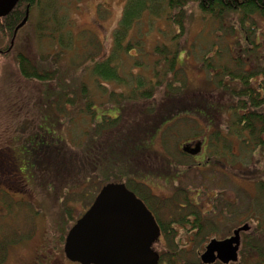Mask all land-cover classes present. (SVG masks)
I'll return each mask as SVG.
<instances>
[{
  "label": "trees",
  "instance_id": "obj_1",
  "mask_svg": "<svg viewBox=\"0 0 264 264\" xmlns=\"http://www.w3.org/2000/svg\"><path fill=\"white\" fill-rule=\"evenodd\" d=\"M193 5L208 21L218 24L220 33L216 36H221L223 48H213L212 52L218 57L225 50L231 53V62L228 63H218L215 55L205 54L200 59V67L207 80L214 83L213 92L218 93V97L199 92H189L190 95L184 97L183 91L177 90L180 85L172 86L180 81L184 88V77L175 68L180 50L178 38L184 34L187 11ZM26 13L28 18L10 45L14 30ZM145 15L151 20L166 17L177 27L171 37L176 43L174 49L169 50L165 43H161L148 51L154 54L151 59L138 52L136 56L132 54L133 50H142L143 40L131 38L129 32ZM32 20L33 33L29 34ZM71 22L60 0H19L14 9L0 19V55L8 56L14 52L19 86L24 90L22 94L31 111L16 112V105L10 109L14 113L11 118L14 122L11 123L12 142L0 143V160L5 161L3 155L7 158L9 164L6 168L10 175L0 170V187H4V181L8 180L20 188L13 194L26 198L34 187L44 191L47 185L58 188L62 184V191L68 192L75 190L85 178H93L92 185L96 188L93 197L108 182H122L138 195L143 186L135 183L130 174L141 167L146 173L141 171L137 178L154 173L159 160L145 168L143 156L149 155L156 135L167 125L160 124L171 117L184 116L181 108L188 106L194 108L191 116L195 120H205L209 129L216 125H212L216 120L214 117H217V124L220 120L223 122L211 130H218L212 132L216 140L220 133L224 137L223 131L226 130L233 134L226 137L239 142L246 151L264 148V0H126L112 31L109 50L102 48L95 36L89 38L86 34L80 36L82 43L79 47L83 49L77 52L76 59L68 56L75 39ZM23 30L27 32L23 33ZM233 33L238 36L229 43L225 42L226 36ZM22 34L24 41L20 39ZM31 43L35 54L25 48L24 44L31 48ZM21 44L23 47L20 48ZM148 52L145 51L146 55ZM128 62L133 68L150 69L151 74L148 76L136 70L135 74L127 68ZM179 77L183 79L179 80ZM90 82L99 89L97 94L106 100L99 109H93L95 96ZM158 82L159 86H166L167 92L153 100L152 86ZM124 102L132 104L125 105ZM103 107L111 109L112 116L102 114L100 109ZM127 109L132 110L129 113L131 118H125ZM76 116H80L81 123L90 125L81 127V123L75 121ZM112 149L119 151L121 156L112 158ZM168 170L165 167L162 174ZM256 183L255 196L250 200L253 207L264 211V172ZM0 197L5 199L8 196ZM3 206L5 212L13 209L11 204ZM176 221L182 222L181 218ZM204 224L195 225L193 237H198L204 228V232H208L214 227ZM262 226L263 220L252 234L246 232L241 239L239 259L234 264H264ZM184 243L167 241L171 249L167 248L170 252L163 256L166 264H190L182 254ZM9 244L0 238V253L7 252ZM195 264L202 263L199 259ZM212 264L222 263L216 261Z\"/></svg>",
  "mask_w": 264,
  "mask_h": 264
},
{
  "label": "rangeland",
  "instance_id": "obj_2",
  "mask_svg": "<svg viewBox=\"0 0 264 264\" xmlns=\"http://www.w3.org/2000/svg\"><path fill=\"white\" fill-rule=\"evenodd\" d=\"M61 3L65 6L69 13V17L71 22V29L73 32V47L70 51H68V56L72 57V59L77 58V52H80L82 43V38L86 34L95 36L98 43L102 48L109 50L111 46V34L114 30L117 21L120 18L122 13V9L126 0H60ZM168 18L160 17L155 18L154 20L149 19L146 15L141 18L137 23H135L129 32V36L131 38H141L143 40L142 50H133L132 54L136 56V52L138 54L147 56V59L153 58L152 48L156 45H161V43H165L167 48L174 49L176 47V43L171 41L172 35L176 32V26L170 23ZM33 20L31 21V28L29 30V34L33 33ZM184 34L178 38L179 42V54L176 60L175 68L181 71L183 79V84L180 81L172 84V86L180 85L181 88L177 90H182L184 97L189 96V92H199L203 95L208 93H212V96L217 95L218 93L213 92L215 87L214 83L207 80V75L200 67L201 60L205 54L214 56L217 54L216 52H212L213 48H223L221 43V36L217 37L220 33L218 30V24L216 22L212 23L206 19L200 10L194 5L191 6L185 18V28ZM27 31L23 30V33ZM234 36V37H233ZM238 36V33H233L231 36H226L225 42L229 43L234 40L235 37ZM23 41L24 36L22 34L21 38ZM31 36V42H32ZM27 51H31L32 54H35L33 43H31V48L29 45L24 44ZM18 47V46H17ZM23 47V44L19 46ZM83 47L85 43H83ZM83 49V48H82ZM81 49V50H82ZM147 50V55L145 51ZM221 56H216L217 62L219 63H228L231 62L230 56L231 53L223 51ZM131 56V52H130ZM144 58V57H143ZM139 59V58H134ZM145 59H143L144 61ZM129 62H131L129 60ZM127 63V68L134 71V73H145L148 76L151 74L150 69L145 68H133L130 63ZM134 65V62H133ZM229 66L232 65L229 63ZM161 67H159V70ZM136 70V72H135ZM121 73H123L121 71ZM153 94L151 99H156L164 95L166 91V86H159V82L153 85ZM91 92L93 90V95L95 96L93 109H99L104 103L105 98L100 97L97 94V90L99 89L96 85H92L90 82ZM128 90V89H127ZM22 87L19 86V76L17 74L16 65L14 61V52L9 54L8 56L0 55V143L4 145L5 142H12L11 136L13 135L12 129L14 123L11 121V118L14 117V113H11L10 109L14 108L16 105L18 108L16 112L24 110L25 112H31L27 106V100L23 96ZM17 101L15 104L14 101ZM131 102V101H129ZM129 102H124L125 105L132 104ZM107 106H111L108 105ZM118 107V105H117ZM138 107V106H137ZM105 110V111H104ZM198 111V109H195ZM181 111L184 112V116L171 117L170 119H166L160 126L167 124L164 126L162 131L158 133L151 144L150 149L156 150L158 153L159 161L161 159H166L174 162H168L167 164L170 166L171 171L175 174H179L178 182H176L177 186L182 190L174 202H187V207L195 209L197 212L196 222L195 223H206L204 225H213L214 227L208 232H204L206 228L202 230L201 233H198V237H193L192 233L196 234L195 225L190 226L186 225L187 230L184 233L188 238L179 239L181 242H186L184 247V252L182 254L183 257L190 261L189 263H198L200 259V254L204 250V246L206 242L211 238H222L232 232L235 228L243 224V222H247L250 225V229L247 231L249 234L253 233V230L256 228V225L263 220V228H264V211L260 208L253 207L252 201L250 199L254 198L256 193V181L263 174L262 169L264 167V158L263 151L264 148L260 147L255 149L252 152L246 151L239 142L234 140L229 143L227 156L229 159L222 155L221 164L216 163L215 166L217 169H212L211 167L197 169L196 162H194L190 157L183 156L177 150L178 144L184 140L188 139H197L205 134H210L211 130L205 131L202 129L206 126V121L203 119L196 118V121L191 115H193L194 108L190 106L181 108ZM102 114L111 115L113 112L111 109L103 107L100 109ZM132 110L127 109L125 118H131L129 116ZM26 113H24L25 115ZM114 114V113H113ZM17 116V114H16ZM112 116V115H111ZM129 116V117H128ZM216 120H213L212 125L216 124L214 127L221 124V120L217 124V117H214ZM223 120V118H221ZM80 116L75 117V121L81 123ZM89 124L81 123V127H87ZM75 127V126H74ZM80 128L79 126H77ZM169 128V129H167ZM206 128V127H205ZM167 131H164V130ZM223 134L220 135L223 138L233 139L231 137L233 134L224 130ZM219 136V138H222ZM213 145L219 147V141L214 139ZM232 152L236 153L237 156L231 158L229 154ZM215 156L218 153L214 152ZM152 155V154H151ZM110 156L112 158H118L121 156V153L116 149H112L110 151ZM153 156V155H152ZM152 158V157H151ZM1 159V158H0ZM3 160H0V170H2L5 174L10 175L9 170L6 168L8 166V160L3 155ZM142 162L144 163L145 168L147 166L152 165L148 160L150 157L146 155L143 156ZM166 164V162H165ZM223 164V165H222ZM147 165V166H146ZM179 165V166H178ZM181 165V166H180ZM158 167H155V170ZM5 169V170H3ZM190 169V170H189ZM154 170V171H155ZM184 173L181 174L182 171ZM188 170V171H186ZM143 171L146 173L142 167L140 170L134 171L130 174L135 183L144 184L141 178H137L138 174ZM142 173V172H141ZM148 173V171H147ZM183 175V176H182ZM174 176V177H175ZM131 180L133 183L134 181ZM144 180V179H143ZM62 181V180H61ZM97 181V178H96ZM92 182L95 180L92 178L87 180L86 178L79 183L78 187H75V190H69L68 192H64L62 184L59 185L58 188H54L52 185L45 186L44 190L50 191L54 190L59 193L62 192V204L68 206L66 214L64 210L63 217V225L64 227L68 224H71L76 216L79 215V212L86 208L89 203L93 200V192L96 190L95 186L92 185ZM162 184V182H160ZM17 185L5 180L4 187L5 189H10L12 192L16 191ZM170 186V187H167ZM172 183L164 184V192L171 193ZM66 188H71V185H66ZM34 189L38 192L36 198L38 202L43 203V205L48 207V212L51 214V218H47L48 220H52L53 218L60 215V208L55 204L54 199L46 198L37 187ZM1 191V190H0ZM131 191V189H130ZM0 196H4L5 191H1ZM133 192V191H132ZM188 194H187V193ZM198 192V193H197ZM11 197H7L5 199H1V205L11 204L12 208L15 211V219L11 220V218H4L0 221V236L7 243H10L11 247V255H18L20 253L30 254L32 248L37 245L36 243L39 241L38 235L31 234L33 232L34 221L31 217L32 206L26 201H22L23 199L16 197L14 194L7 193ZM134 193V192H133ZM135 194V193H134ZM136 195V194H135ZM7 196V195H6ZM88 196H92V198H88ZM137 197V196H136ZM14 198V199H13ZM21 199V201H18ZM10 201V202H9ZM195 202L196 206L189 205L188 202ZM86 202L88 204H86ZM158 205V209L160 210V217L165 222L169 219V217H173L174 213L176 214V207H172L170 212H166V209H170L171 207H165L163 203ZM234 202V206H237L238 210L234 214H229L227 211L228 205ZM217 207L219 209H217ZM181 209V214L184 215V210ZM227 211V215H221V211ZM258 210L260 213H257ZM62 213V210H61ZM76 215V216H75ZM187 215H184L185 218ZM180 219V218H179ZM182 221V220H181ZM187 223L185 221L181 222ZM182 232H179V235ZM246 232H241V239L245 237ZM204 235V237H202ZM29 236V237H28ZM190 238V239H189ZM3 242V241H1ZM164 247L171 249L170 246H167V242L164 243ZM49 248L45 247L44 250L38 251L36 254L41 256H48L51 260L54 258L49 252ZM200 253V254H199ZM239 259V254H238ZM164 261V259H161ZM165 262V261H164ZM235 262H229L228 264H234ZM162 264V263H160ZM166 264V262H165ZM223 264V263H222Z\"/></svg>",
  "mask_w": 264,
  "mask_h": 264
},
{
  "label": "water",
  "instance_id": "obj_3",
  "mask_svg": "<svg viewBox=\"0 0 264 264\" xmlns=\"http://www.w3.org/2000/svg\"><path fill=\"white\" fill-rule=\"evenodd\" d=\"M19 0H0V19L8 15ZM28 18L14 30L15 33ZM183 152H189L184 147ZM247 223L224 239L211 238L200 254L202 264L216 261L228 264L238 260L241 232ZM160 234L151 211L122 182H108L92 204L69 229L64 244L66 257L81 264H158L159 254L151 248Z\"/></svg>",
  "mask_w": 264,
  "mask_h": 264
},
{
  "label": "flooded vegetation",
  "instance_id": "obj_4",
  "mask_svg": "<svg viewBox=\"0 0 264 264\" xmlns=\"http://www.w3.org/2000/svg\"><path fill=\"white\" fill-rule=\"evenodd\" d=\"M205 127L204 128L202 127L204 131L205 129L212 130L214 128V126L211 129L207 127L205 128ZM212 132L213 131H211L210 134H205L197 139L192 138V139H188V140H184L180 142L178 144L177 150L179 151V153H181V155L188 156L190 157V159L196 162L197 169L211 167L212 169H217V171L219 172L215 164L216 163L221 164L222 155L226 154L225 157L229 159V157L227 156L228 149L224 146L225 144L226 146H228L229 143L233 142L234 140L228 139V138L223 139L222 136H221L222 138H218L216 140L212 136V134L215 132H218V130L217 131L214 130V132L213 133ZM214 139L216 141H219L220 148L217 146L215 147L213 145ZM184 147H186L189 152H183L182 149ZM214 152L218 153V155L215 156ZM148 153L149 155L147 157H150V160H148V162H150L151 164H153L157 160V158L159 159L158 153L156 152L155 149L154 151L153 149H149ZM234 156H237V154L232 152V156L230 157L234 158ZM263 158H264V155H263ZM163 160L166 161V164L163 162ZM167 161L174 162V161L162 159L158 162V167L152 175L142 177V180L140 181L144 183L142 184L143 188L139 191V194L137 193L138 195H136L140 200L143 201L145 206L151 211L160 229V234L158 238L151 245V248L159 254L158 264L160 263L164 264L165 262L162 261L161 259H163V256L165 253L170 252V250H168L167 247H164L165 245L164 243L167 241H171V240L175 241V240H179L182 238H188L187 235L184 233V231L187 230L186 225L189 224L190 226H193L197 224L195 223L196 216H197V212L195 211V209H192L190 207L186 208L187 202H184V201L183 203L174 202V200L177 198V195L182 193L180 192L182 190L176 184V182H178V179L180 178H179V174L175 176V174L171 171V168L167 164ZM165 167H167L169 170L167 172H163L162 174V170ZM184 172L185 170L182 171L181 174ZM160 182H162V184H160ZM169 182L172 183V186H171L172 191L171 193L167 194L164 192L163 188H164V184L169 183ZM167 187H170V186H167ZM0 190L13 194L12 190L5 189V187H0ZM5 192L4 194L10 197L9 194H6ZM37 193L38 192L36 190H33L27 194L28 196L26 198L21 197V199H23L22 201H26L32 206L31 217L34 221V226H33V232L31 234L39 236V241L36 243L37 245H35L32 248V251L30 254L20 253L18 255H11V252H10L11 247L8 246L7 252L0 253V264H81L80 262L72 261L66 257V254L64 251L65 237L69 229L72 227V225L90 207V205L92 204L98 192L94 195L92 202L85 209L80 211L78 216L75 215L76 218L74 219V221L71 224L66 225L65 227L63 225V217L66 214L67 210L70 208H68V206L66 207L64 206L66 208L65 214H64V208L62 207V205L64 204L61 203L62 192L59 195V193L53 190L41 191V193L45 195L46 198L54 199L55 204L58 206V208H60V215L53 218L51 221L47 219V218L52 217L51 214L48 212V207L47 206L45 207L43 203L38 202V199L36 198ZM21 199H18V201H21ZM163 200H165V202L163 203L165 207H171L170 209H166V212H170L172 210V207H174V205L176 207V214L174 213V216L169 217V219L165 222L161 219L160 213H159L160 210L158 209V205H161ZM188 204L197 207V204L195 202L189 201ZM227 205L228 207L226 208L230 215L237 212L238 208L237 206H234V202H232L231 205L230 204H227ZM184 208L186 209L183 212H184V215H187V217L182 218L184 217V215L181 214V209H184ZM217 209L219 208L217 207ZM61 210H62V213H61ZM227 211L223 210L221 211V213H224L225 215H227ZM6 217L11 218V220H14L15 211L11 209L9 212H5L4 206L0 205V218L4 219ZM179 218H181L182 222L186 221L187 223L181 224V222H177L176 220ZM179 232H182L181 233L182 235H179ZM231 234L232 232L222 238L219 237L216 239H224V238L230 237ZM45 247L49 248L48 252L54 257L52 260L48 256H41L39 258V255L36 254L38 251L44 250Z\"/></svg>",
  "mask_w": 264,
  "mask_h": 264
}]
</instances>
